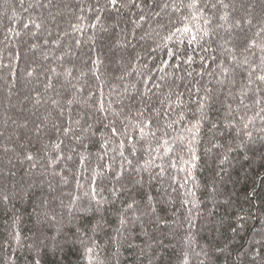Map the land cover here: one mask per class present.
I'll list each match as a JSON object with an SVG mask.
<instances>
[{
  "label": "trees",
  "instance_id": "obj_1",
  "mask_svg": "<svg viewBox=\"0 0 264 264\" xmlns=\"http://www.w3.org/2000/svg\"><path fill=\"white\" fill-rule=\"evenodd\" d=\"M261 77L264 0H0V264H264Z\"/></svg>",
  "mask_w": 264,
  "mask_h": 264
},
{
  "label": "rangeland",
  "instance_id": "obj_2",
  "mask_svg": "<svg viewBox=\"0 0 264 264\" xmlns=\"http://www.w3.org/2000/svg\"><path fill=\"white\" fill-rule=\"evenodd\" d=\"M252 6V1L250 2V3H246L245 4V10H246V12H247V9L248 8H250ZM122 29H121V26L119 25V28H118V32H120V34L122 33V31H121ZM122 42V41H121ZM125 73V71L124 70H121L120 71V73ZM135 75V74H134ZM159 84H161L160 82H159ZM126 86V87H125ZM125 92L127 91V95L128 94H130V95H134L135 93H136V87H140V90L142 91V86H141V84H137V85H133L132 84V82H130V83H125ZM105 88V86L103 87V90H105L104 89ZM143 94V93H142ZM144 95V94H143ZM143 95H141L140 97H142ZM103 99H104V101H105V96H103L102 97ZM166 101H168L167 99L165 100V101H163L164 102V106H166V104H167V102ZM182 102L184 103L185 102V100L183 99L182 100ZM182 104V103H181ZM143 107V106H142ZM74 121H73V118L71 117L70 118V121H69V127H71V125H72V123H73ZM60 154H64V153H62V152H60ZM74 155V153L72 152V154H71V156H73ZM84 157V156H83ZM66 161H67V159H66ZM135 166H137V165H135ZM81 181H82V178H80V180H79V183H81ZM79 193V192H78Z\"/></svg>",
  "mask_w": 264,
  "mask_h": 264
},
{
  "label": "snow or ice",
  "instance_id": "obj_3",
  "mask_svg": "<svg viewBox=\"0 0 264 264\" xmlns=\"http://www.w3.org/2000/svg\"><path fill=\"white\" fill-rule=\"evenodd\" d=\"M113 2H115V0H113ZM261 79H264V77H261ZM115 131V130H114ZM195 158V157H194ZM29 159H31V157H29Z\"/></svg>",
  "mask_w": 264,
  "mask_h": 264
}]
</instances>
